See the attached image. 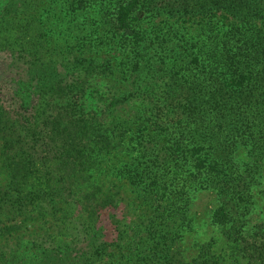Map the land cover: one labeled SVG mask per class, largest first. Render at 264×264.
<instances>
[{
    "label": "trees",
    "instance_id": "16d2710c",
    "mask_svg": "<svg viewBox=\"0 0 264 264\" xmlns=\"http://www.w3.org/2000/svg\"><path fill=\"white\" fill-rule=\"evenodd\" d=\"M4 54L0 264H193L176 237L201 192L227 251L195 264H264V218L245 219L264 195V0H0Z\"/></svg>",
    "mask_w": 264,
    "mask_h": 264
},
{
    "label": "rangeland",
    "instance_id": "374dc122",
    "mask_svg": "<svg viewBox=\"0 0 264 264\" xmlns=\"http://www.w3.org/2000/svg\"><path fill=\"white\" fill-rule=\"evenodd\" d=\"M169 18H173V15H167ZM165 17L159 16L156 18L155 21L157 22H162ZM176 19V18H175ZM182 19L187 20L188 17L185 16ZM165 23V22H164ZM191 24V22L187 21L186 25ZM5 58L7 61L9 60L8 54H4L0 56V59L2 60ZM4 75L0 73V86L6 87L7 90L9 89L8 85V79H5L3 77ZM11 77L14 79L16 77L15 73L11 74ZM138 102V101H135ZM134 111V106L133 107H127L126 110H124V115H129L132 114ZM238 158L244 159V153L240 152L238 154ZM258 190H263L264 191V184L260 185L257 187L256 191ZM217 206V199L213 194L209 192H201L195 194L193 197L191 203L189 204V211L187 212L188 218L191 219L192 225L190 227V230H185L184 232H180L177 234L176 237V250L178 253V258L181 260L183 263H193L195 264V260L198 259V255L200 253V247L203 244L210 243L211 240H216V244L214 249H216L218 252H226L227 251V246L225 245L223 239L221 238L220 232L221 229L217 225H213L212 222V215ZM138 211L134 212V215L132 216L133 219H136L135 213ZM264 218V195L262 194L261 196L258 197V200H256V203L251 207L249 215L245 217V219L248 222V228H252L257 226L258 223H262V219ZM66 224L69 226L68 229L63 230V234H60L63 239L66 240H72L70 243L71 250L69 251L70 254H75L77 251L81 250L84 246L83 243V233L81 231V224L82 220L79 218V216H74L69 220V218H66ZM64 220L62 221H55V225H60L62 224ZM12 222V221H10ZM53 222V221H52ZM8 224V223H7ZM46 223L42 221L36 228L37 231L40 232V235H35L34 239L36 243H44V246H49L50 238H48L51 235L52 228L48 231V226L45 225ZM49 225V224H48ZM131 231V230H130ZM128 232V239L132 236L137 235L138 238L140 239H145L146 234L144 233H139V232ZM60 232V230H59ZM112 238L114 235L110 234L109 232L106 233V238ZM10 238V236H5L3 239ZM68 242V241H67ZM1 243H0V250L1 248ZM5 249V248H3ZM113 249L109 250V252H112ZM115 253H118V250H114ZM127 249H124V253L127 252ZM35 252V251H34ZM33 251L27 252L31 255L30 257H35V254ZM117 258V257H115Z\"/></svg>",
    "mask_w": 264,
    "mask_h": 264
}]
</instances>
